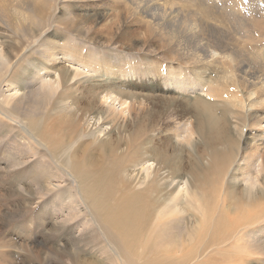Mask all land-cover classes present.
I'll list each match as a JSON object with an SVG mask.
<instances>
[{
    "label": "bare ground",
    "instance_id": "1",
    "mask_svg": "<svg viewBox=\"0 0 264 264\" xmlns=\"http://www.w3.org/2000/svg\"><path fill=\"white\" fill-rule=\"evenodd\" d=\"M109 1H120L133 11L145 14L150 33L155 32V27L176 21L184 7L180 2L184 1L189 4L186 16L194 31L212 28L223 39L217 28L223 16L219 15L216 0ZM223 1L229 15L242 11V0ZM79 2L80 6L92 3L97 7L104 0ZM253 36L264 39V20L258 28H253ZM155 40L168 57L164 58L154 48L146 49L145 55L151 56L150 60L144 61L140 56L136 62L113 60L96 52L94 46L86 45V48L80 42L66 44L65 51L47 47L38 53L43 63L29 70L30 79L20 88L22 93H17L20 76L13 73L8 78L9 89L3 95L5 102L2 101L12 104L10 114L27 121L49 166L60 164L76 176L85 212L82 213L84 210L74 200L75 206L92 222L81 221L85 228L81 230L90 229L92 234L101 236L97 240L103 248L105 264H242L241 257L229 249L235 248L244 237L264 236V63L263 72L257 75L246 64L254 56L264 55V45L253 44L250 39L231 42L228 39L207 41L201 37L191 39L190 45L172 44L173 39ZM62 59L71 63L68 71L48 68ZM174 61L176 65H172ZM7 62L0 48L3 73L10 66ZM90 75L102 77V81L116 77L131 80L137 75L158 76L167 84L164 90L190 95L197 92L218 98L221 108L216 110L212 102L198 100L193 109L195 120L185 118L169 127L172 122L169 106L162 108V116H154L147 107L144 111L146 103L135 101L130 94L117 96L106 82L95 85L85 81L75 96L66 89L59 90L65 82ZM36 97L38 102L33 101L36 105L49 104L48 112L44 110L40 120L19 110L26 99ZM132 110L135 123L127 137L117 135L112 142L99 140L98 144L81 138L89 127L93 128L90 134L94 138L108 124L121 125ZM250 111H255L251 119L246 117ZM226 114L234 119L236 141L225 140ZM161 120V129L167 135L155 142L151 132ZM217 122L222 124L221 136L208 138ZM80 124L85 125L82 131ZM253 130L263 134L258 136ZM244 131L253 137H243ZM196 134L205 137L197 144L207 146L208 163L198 156V150L195 154L198 147L192 139ZM172 137L175 146L169 148L166 144ZM246 139H250L248 146H240ZM184 144L188 159L181 155ZM66 197L61 199L64 201ZM255 239L248 242L252 245ZM258 247H264V243ZM95 264H99L98 259Z\"/></svg>",
    "mask_w": 264,
    "mask_h": 264
},
{
    "label": "rangeland",
    "instance_id": "2",
    "mask_svg": "<svg viewBox=\"0 0 264 264\" xmlns=\"http://www.w3.org/2000/svg\"><path fill=\"white\" fill-rule=\"evenodd\" d=\"M223 2L216 0L219 15L223 16L217 27L223 36L222 39L212 28L194 31L192 22L186 16V8L189 4L184 1L180 2L184 7L176 17V21L166 24L169 28L163 29L166 25H162L159 28L155 27V32L150 33L146 27L148 20L145 14L133 11L120 1L104 0L103 4L95 7L92 3L80 6L79 0H0V48L2 54L9 60L7 63L10 64L4 73L0 71V264H95L97 259L99 264H105L106 261L103 260V248L97 240V238L101 239V236L92 234L93 231L90 229L84 232L81 230L85 229L81 221L83 224L92 222L87 220L84 214L82 215L86 208L81 206V192L76 176L65 171L60 164L49 166L43 149L38 145L27 121L23 117L19 118L9 113L12 104H5L3 97L9 89L8 78L13 73L18 74L20 80L17 88H24L29 82L30 71L43 63L38 53L43 52L47 47L65 51L66 44L75 42H80L83 47L92 45L96 52L105 54L113 60L132 59L136 62L140 60V56H143L144 61L150 60L151 56L145 55L147 48L162 52L159 42L155 39H173L172 44L179 42L181 45H190L193 43L191 39L201 37L206 38L207 41L228 39L231 42H235V39H250L253 44L264 45V39H255L253 36V28H258L264 20V0H242V11L232 16L228 14ZM160 55L164 58L168 57V53L164 51ZM263 63L262 54L246 61L249 70L256 75L257 72H263L261 67ZM70 65V62L62 59L60 63L53 62L48 68L57 72H66ZM172 65H176V62L174 61ZM219 75L222 76L221 73ZM91 76L65 82L59 90L66 89L75 96L86 82L95 85L106 82L115 89L113 93L117 96L130 94V98L133 97L135 101L139 99L146 103L144 111H152L154 116H162V108L169 106L168 108L172 110V122L170 121L169 127L173 122L185 118L194 119L193 109L198 100L212 102L216 110L221 108V99L218 98L202 96L197 92L190 95L182 94L180 91L164 90L167 84L158 76L146 78L137 75L131 80L116 77L112 81L110 79L102 81V77ZM20 92L22 93L21 89L18 90V95L21 94ZM33 101L37 103L38 98L26 99L27 104L20 105L19 110L40 120L44 110L48 112L49 104L36 105ZM216 115L218 116V113ZM253 115L255 111H250L246 117L251 119ZM134 118L135 112L132 110L130 116L122 120L121 125L113 127L108 124L107 129L102 133H96L94 138V135L90 134L93 128L91 130L89 127L85 133H82L81 138L98 144L102 140L112 142L117 135L127 137L133 131ZM226 118L228 130L225 140L236 141L238 133L234 130L236 128H232L234 119L230 118L229 114H226ZM157 122L155 131L151 132L155 142L167 135L161 129L162 120ZM81 124L82 131L85 125ZM221 126V122H217L214 130L208 133L207 137L221 136ZM251 132L258 136L263 134V131ZM252 133L244 131L242 134L243 137L245 135L249 138V136L253 137ZM202 139L204 140L205 137L197 134L192 139L194 145L198 147L195 154L197 155L199 151L198 156L203 157L204 163H208L210 157L207 146L197 144ZM249 142L250 139L243 140L240 146L246 147ZM166 145L169 148L175 146L173 137L170 140L168 138ZM181 150L182 158L185 159L187 156L188 159L186 153L188 149L185 144L181 146ZM87 166H90L89 162ZM232 167L233 165L229 167L226 174L230 173ZM62 191L65 193L64 197L66 193L70 195L66 197L69 200L61 199ZM70 199L73 201L69 202ZM74 200L84 210L82 213L76 208ZM257 236L251 239L244 237L238 241L235 248L229 249L231 253L241 257L242 264H264V247H258L260 243H264V236ZM253 239L255 240L251 245L248 241ZM70 256L76 259L72 261Z\"/></svg>",
    "mask_w": 264,
    "mask_h": 264
}]
</instances>
